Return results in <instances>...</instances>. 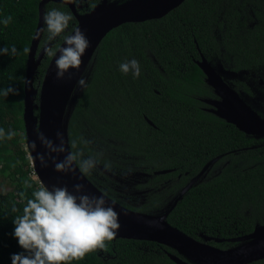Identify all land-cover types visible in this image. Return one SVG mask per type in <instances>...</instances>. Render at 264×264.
<instances>
[{"label":"trees","instance_id":"trees-1","mask_svg":"<svg viewBox=\"0 0 264 264\" xmlns=\"http://www.w3.org/2000/svg\"><path fill=\"white\" fill-rule=\"evenodd\" d=\"M41 1L0 0V21L12 17L7 27L0 22V48L18 49L15 57L0 55V129L16 133L10 140L0 139V264H12L13 254H28L14 237L13 221L40 186L26 144L24 80ZM100 2L87 0L78 11L89 13ZM54 8L71 13L73 20L50 42L45 25L40 50L46 44L60 47L64 35L78 25L68 6L49 3L45 13ZM202 54L264 119V0H187L160 20L124 24L105 37L83 75L88 86H77L71 100L76 103L72 109L69 104L68 132L85 157L102 153L98 165L111 175L108 180L123 185L128 197L137 190L143 199L124 203V193L107 180L87 178L113 200L141 213H163L217 160L179 200L168 222L200 242L211 238L208 244L227 250L238 245L231 240L264 225V138L247 135L206 111L210 106L203 100L217 96L196 63ZM51 59L46 55L35 74L39 93ZM131 59L140 64L139 77L119 70ZM10 86L20 94L5 97ZM35 102L39 104V94ZM81 137L92 143L79 144ZM163 171L170 172L156 174ZM139 176L145 179L137 181ZM121 177L129 180L120 183ZM133 179L135 183L124 186ZM169 254L178 255L157 243L118 239L107 242L106 251L71 264H176Z\"/></svg>","mask_w":264,"mask_h":264},{"label":"water","instance_id":"water-1","mask_svg":"<svg viewBox=\"0 0 264 264\" xmlns=\"http://www.w3.org/2000/svg\"><path fill=\"white\" fill-rule=\"evenodd\" d=\"M187 0H126L109 1L103 0L93 10L86 14H80L77 6L69 0H42L39 4V23L32 40L26 79L30 81L25 87L24 102V122L26 130V144L36 139L37 132H44L46 136L55 139L57 131L63 133L66 146H70L68 132L67 110L73 97V92L77 87V80L84 75L88 65L92 61L97 49L105 37L114 29L128 23H144L152 20H160L172 11L183 5ZM49 3H56L68 6L78 21L80 28L88 40L90 47L82 57L83 63L80 69L70 70L65 74V78H56L55 57H52L47 68L40 93L34 87L35 74L41 65L46 53L44 48L40 50V43L43 37L45 8ZM52 46V44H50ZM64 46V42L60 47ZM59 53H57V56ZM206 76V83L214 90L216 99L203 100L210 108L207 112L214 114L218 118L234 125L239 131L259 138H264V119L254 109L246 103L239 92L232 88L204 57L196 62ZM69 75L72 76L68 79ZM39 94L40 102L36 104L35 96ZM39 112L36 116L35 111ZM152 126L154 124L148 121ZM58 142V141H57ZM38 143V142H37ZM29 155H30V150ZM38 151H43L39 148ZM35 156L36 153H31ZM63 158L62 155L60 157ZM217 160L212 161L203 172L201 177L210 165H214ZM34 172L40 184L51 188L52 185H67L70 192L79 196L104 195L108 205L113 206L119 213L120 228L113 240H135L142 242H153L171 248L178 253L169 255L176 264H253L264 260V225H257L255 230L244 237L231 240L238 245L227 250L220 249L207 242L211 238H206L205 242H200L168 222V216L176 207L179 200L190 189L197 179L192 180L190 185L182 190L180 196L175 199L160 215H152L130 210L110 198L100 190L86 175H81L77 170L75 174L56 172L49 162L47 168H42L39 162L31 161ZM170 171L158 172L156 174H166ZM81 183L84 189L80 193L74 191V185ZM221 242V240H216Z\"/></svg>","mask_w":264,"mask_h":264},{"label":"clouds","instance_id":"clouds-1","mask_svg":"<svg viewBox=\"0 0 264 264\" xmlns=\"http://www.w3.org/2000/svg\"><path fill=\"white\" fill-rule=\"evenodd\" d=\"M77 6L84 0H69ZM44 25L47 30V41H53L69 29L73 16L69 12L52 9L45 13ZM5 27L12 22V17H4L2 21ZM44 29H41L43 31ZM64 46L53 47L46 44L44 52L48 57H55L56 78L62 80L70 70H79L86 50L90 47V41L85 33L78 27L73 28L71 34L64 35ZM28 48H24L27 53ZM18 49L12 46L0 48V55L15 57ZM57 53L59 55L57 56ZM119 70L124 74L131 73L134 78L141 74L140 64L131 59L122 62ZM72 76L69 75L68 79ZM30 81L25 79V87ZM81 88L88 86L87 80L81 76L77 80ZM20 89L8 87L3 91L5 97L19 95ZM16 133L9 131L5 133L0 129V139H12ZM58 141V142H57ZM42 148L43 151H38ZM92 142L80 138L79 144L87 146ZM30 150L29 160L35 164L39 162L40 167L47 168L49 162L56 172L75 174L77 170L81 175L90 174L99 163L98 153L95 156L85 157L83 147L78 146V141L73 139L70 146H66L63 133L57 131L55 139H51L44 132H37L36 139L28 142ZM31 153H36L35 156ZM62 155V159L60 158ZM105 169L111 165L105 163ZM31 187V185H28ZM76 193L82 192L84 185L77 183L74 186ZM27 199L23 208V214L15 217L13 223L14 237L19 246L25 250L24 253L13 254L12 264H71L72 261L82 260L87 254L97 250H107V242L112 241L120 228L119 213L113 206L108 205L105 196L75 195L70 192L67 185H52L51 188L40 184L37 190ZM13 212L18 211L16 207Z\"/></svg>","mask_w":264,"mask_h":264},{"label":"rangeland","instance_id":"rangeland-1","mask_svg":"<svg viewBox=\"0 0 264 264\" xmlns=\"http://www.w3.org/2000/svg\"><path fill=\"white\" fill-rule=\"evenodd\" d=\"M76 101L74 102H71V109L72 107L75 105ZM210 168V167H209ZM208 168V169H209ZM108 171H105L104 168H100V166L98 165L91 173L90 175L94 178V180L96 182H106V180L111 184V188H114V189H117L118 191L124 193L125 192V189L123 187V185H119L116 181H114V179H112L111 181L108 180L107 178H110L109 176L111 175H108L107 174ZM37 180V175L35 177ZM122 179L118 178L117 181L120 182V183H124L126 182V180H129L128 177H121ZM145 177H142V176H139L137 178V181H141V180H144ZM131 183H135V179H133L132 181H128L126 184H124V186L128 185V184H131ZM101 187H103V185H101ZM104 188V187H103ZM106 192L108 193V191L106 190ZM123 196V200H124V203H130V204H138L141 202V200L143 199L142 195L140 192H137V190L135 191H132L129 193V197L127 195H125V193L122 195ZM136 202V203H135Z\"/></svg>","mask_w":264,"mask_h":264},{"label":"flooded vegetation","instance_id":"flooded-vegetation-1","mask_svg":"<svg viewBox=\"0 0 264 264\" xmlns=\"http://www.w3.org/2000/svg\"><path fill=\"white\" fill-rule=\"evenodd\" d=\"M87 0H84V2H86ZM103 0H101V2H102ZM109 1H120V2H123V1H126V0H109ZM83 4V3H82ZM82 4L80 5L81 6V8H82ZM80 8V9H81ZM136 203V202H135ZM235 247V246H234Z\"/></svg>","mask_w":264,"mask_h":264},{"label":"bare ground","instance_id":"bare-ground-1","mask_svg":"<svg viewBox=\"0 0 264 264\" xmlns=\"http://www.w3.org/2000/svg\"><path fill=\"white\" fill-rule=\"evenodd\" d=\"M83 76V75H82ZM78 86V85H77ZM77 88V87H76ZM76 90V89H75ZM75 90H74V92H73V94L72 95H74V93H75ZM168 220V219H167ZM208 243V242H207ZM169 248V247H168ZM171 249V248H170ZM169 255H172V254H169ZM178 256V255H177ZM170 257V256H169Z\"/></svg>","mask_w":264,"mask_h":264}]
</instances>
